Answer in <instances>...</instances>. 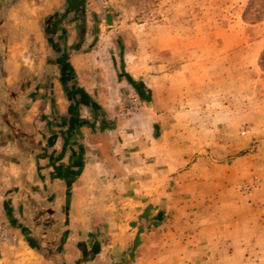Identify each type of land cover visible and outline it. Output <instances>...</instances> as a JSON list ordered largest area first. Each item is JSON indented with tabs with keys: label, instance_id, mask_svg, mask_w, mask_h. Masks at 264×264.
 <instances>
[{
	"label": "crops",
	"instance_id": "1",
	"mask_svg": "<svg viewBox=\"0 0 264 264\" xmlns=\"http://www.w3.org/2000/svg\"><path fill=\"white\" fill-rule=\"evenodd\" d=\"M50 3L51 11L40 21L65 0ZM29 14L34 17L30 15L28 26L24 22L17 26L33 44L29 73L16 74L6 64L0 69L5 81L0 90L9 93L1 104L5 111L0 112V212L8 223L0 245L6 242V233H21L24 225H33L29 237L40 236L41 246L22 235L28 261L36 259L33 264H162L156 256L174 255L178 246L187 255L193 253L188 239L179 244L177 234L161 231V225L141 231V205L142 209L170 205L147 191L165 188L172 191L166 200L173 201L179 188L189 191L198 174L205 182L200 185L217 180L221 191L229 186L228 172L240 179L246 157L225 163L229 147L239 149L238 143H227L225 123L211 121L198 105L196 111L188 110L185 104L192 96L185 88L191 82L184 83L185 76L161 71L144 75L141 82L140 72L137 77L122 76L113 60L112 70L99 72L93 55L81 45L68 56L74 76L70 82L59 65L60 54L35 21L37 10ZM74 43L65 40L68 48ZM53 51L58 53L55 61L49 54ZM48 66L57 70L45 72ZM141 83L154 102L161 96L164 114L141 120ZM196 83L200 87L199 79ZM82 93L100 106L111 128L101 127L86 106L76 103ZM121 101L136 102L139 109L132 117L119 118ZM255 192L258 198L264 182ZM141 197L150 199L143 205ZM260 198L253 203L264 208V194ZM250 240L208 236L200 248L207 255L213 248L224 255L227 244L238 253ZM151 254L156 258L144 257Z\"/></svg>",
	"mask_w": 264,
	"mask_h": 264
},
{
	"label": "rangeland",
	"instance_id": "2",
	"mask_svg": "<svg viewBox=\"0 0 264 264\" xmlns=\"http://www.w3.org/2000/svg\"><path fill=\"white\" fill-rule=\"evenodd\" d=\"M50 1L0 0V24L7 20L0 30V69L6 64L16 74L27 70L29 73L33 44L17 26L23 22L28 26L29 12L36 9L35 21L43 30L47 26L54 49L62 48L59 39L64 34L69 42L80 41L82 51L93 55L99 72L112 70L113 60L114 69L122 76L129 73L137 77L140 72L141 82L144 75L161 71L185 76L186 80L181 78L183 82H191L185 88L186 94L192 96L185 104L188 110H195V105L203 107L204 115L211 121L225 123L227 143H238L239 149L229 147L231 153L225 163L231 165L236 157L246 160L239 168L240 179L227 173L229 186L223 191L218 189L217 180L214 184L208 182L207 187L200 185L204 182L200 174L189 191L179 188L173 201L166 200V194L172 191H164L165 188L147 191L170 205H148L145 209L141 205V214L148 209L149 219L162 218L161 231H174L179 244L188 239L194 249L187 255L178 246L176 254L156 257L162 264H264V208L253 203L264 194L255 198V191L264 182V0H86L85 18L69 13L66 19L62 17L65 3L59 0L63 5L52 14L53 19L46 21L44 17L40 21L51 11ZM80 33L82 40L78 38ZM49 54L52 61L57 60L58 53ZM46 69L49 73L57 70L50 66ZM3 85L5 81L0 78V87ZM8 94L0 90V112L5 111L1 104ZM151 94L141 83V120L165 113L161 96L157 95L159 100L154 102ZM123 103L126 102L120 103L119 118L132 117L139 109L136 102ZM149 199L141 197V204H147ZM145 224L142 218L143 230L154 231L158 227L147 229ZM31 228L33 225H24L21 233H6V242L0 245V264L36 261H28L29 250L22 239L25 235L29 243L37 245L41 237L31 239ZM233 235L251 240L238 253H233L227 244L224 255L214 248L211 255L201 252L203 238L227 239ZM43 246L46 250L47 243ZM144 257L156 258L152 254Z\"/></svg>",
	"mask_w": 264,
	"mask_h": 264
},
{
	"label": "trees",
	"instance_id": "3",
	"mask_svg": "<svg viewBox=\"0 0 264 264\" xmlns=\"http://www.w3.org/2000/svg\"><path fill=\"white\" fill-rule=\"evenodd\" d=\"M76 0H65V12L62 15V17L64 19H66V15L69 13H74L77 15H80L82 18H85V4H86V0H77V4L75 5ZM53 19V16H47L45 18L46 21H49ZM84 20V19H83ZM80 30H82L81 27L77 26V31L81 32ZM47 41L49 43V45L51 47H53V50H56V52H58L60 54V60L61 63H59V65L61 66V69L64 73V75L69 79L70 82L73 81L74 76H73V70L72 68L69 66L68 64V56L71 54V51H77L80 48V41L79 43L75 42L71 47H67L65 45V40H66V35H62L61 38L59 39L61 42H63V46L61 49H54V44L51 42V39L49 37V34L51 33L49 31V29L47 28V26H45V29L43 30ZM79 40H82V35L81 33L79 34ZM75 84L72 83V86H74ZM136 87V86H134ZM138 91V88H137ZM70 100V97L67 96ZM76 103L82 104L84 106H86L90 112L91 115L94 119V121H97L99 123V125L101 127H107V128H111V123L107 122L105 115L103 113V111L101 110L100 106H98L89 96H87L86 94H81L79 95V99L76 100ZM148 213V209H146L143 214H141V219L144 218L145 219V228L149 229L150 227H156L159 226L162 223V218L159 217H155L153 219H149L147 216ZM143 229L141 228V231Z\"/></svg>",
	"mask_w": 264,
	"mask_h": 264
},
{
	"label": "built area",
	"instance_id": "4",
	"mask_svg": "<svg viewBox=\"0 0 264 264\" xmlns=\"http://www.w3.org/2000/svg\"><path fill=\"white\" fill-rule=\"evenodd\" d=\"M5 228H6V220L3 214L0 212V244L3 242Z\"/></svg>",
	"mask_w": 264,
	"mask_h": 264
}]
</instances>
